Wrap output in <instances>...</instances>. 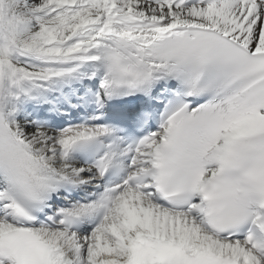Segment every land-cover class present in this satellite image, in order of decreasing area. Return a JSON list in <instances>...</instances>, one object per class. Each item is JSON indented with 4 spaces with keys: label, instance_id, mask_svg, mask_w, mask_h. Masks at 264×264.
I'll return each mask as SVG.
<instances>
[{
    "label": "snow or ice",
    "instance_id": "obj_1",
    "mask_svg": "<svg viewBox=\"0 0 264 264\" xmlns=\"http://www.w3.org/2000/svg\"><path fill=\"white\" fill-rule=\"evenodd\" d=\"M0 264H264V0H0Z\"/></svg>",
    "mask_w": 264,
    "mask_h": 264
}]
</instances>
